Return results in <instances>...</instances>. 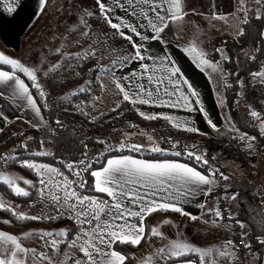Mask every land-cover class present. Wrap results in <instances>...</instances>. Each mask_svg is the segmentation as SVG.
<instances>
[{"label": "snow or ice", "instance_id": "obj_1", "mask_svg": "<svg viewBox=\"0 0 264 264\" xmlns=\"http://www.w3.org/2000/svg\"><path fill=\"white\" fill-rule=\"evenodd\" d=\"M239 2L241 7L238 11L245 13V19L242 22L247 23V9L243 7L246 0H239ZM47 3L48 0H38L39 12L43 13L45 11ZM95 3L100 17L113 30L111 37L119 36L127 41L132 49L128 54L113 60L109 66L97 63L87 69L89 72L97 73L95 79L101 81V88L105 89L107 87L102 82V77H107L114 84L115 94L121 96L122 101L133 106L140 104L169 108L183 107L195 110L192 108L189 95L185 94L181 85H187L192 97H197L199 94L192 88L187 79L183 78L181 69L168 56L157 58L147 54V50L142 43L149 39L160 40L161 34L169 27V23L183 20L186 15L182 10L183 0H111V5L106 0H95ZM255 3L264 5V0H255ZM20 4L21 0H0V6H3V10L9 15L15 13ZM116 9L123 11L125 16L116 15ZM129 9H131L130 12ZM256 12L259 19V9ZM93 16L92 11L84 9L79 17L78 24L74 25L70 31L77 32L82 37L91 38L92 30L88 18ZM127 16L133 18L139 16L146 21V25L133 23L126 18ZM214 18L225 19L223 16H215ZM144 27L150 28L153 35H144L142 31L138 30ZM237 35H243L242 28ZM133 36L138 37V41L134 40ZM72 43L78 45L79 41H72ZM99 43V39H94L92 44L74 53L62 52V49L66 46L62 44L55 49V53L61 55L63 61H75L76 64L58 63L49 69V72L63 67L75 68L82 62L96 57L97 49L93 45ZM103 46L107 49V39L103 41ZM185 51L196 55L199 61L197 66L205 65L213 71H218V62L213 63L204 59L205 53L200 51L195 44L190 45ZM216 51L220 52L221 50L217 48ZM223 59H227V57L224 56ZM252 59H255V57H252ZM129 62H138L139 71L117 76L116 69ZM3 65L10 66V70H3L0 67V86H2L0 87V100H8L20 108L27 107L43 123L41 107L38 106L29 84L21 78V75L17 74L18 72L22 73L31 82L32 88L37 90L39 97L44 99L45 91L37 82L36 69L27 67L19 59L0 52V66ZM45 75H48V73H45ZM76 75H80V73L76 72ZM250 76L254 81L264 84V68L251 73ZM92 82L91 79L87 80L85 82L87 87H79L78 92L89 91ZM169 85L172 86L171 89L168 87ZM69 95L76 96L77 91H71ZM64 98L62 97V99ZM95 99L98 100L99 97ZM196 103H200L199 100ZM119 106L118 103L116 108H119ZM92 107L94 108L95 104ZM76 109L83 115H90L84 111L82 104L76 105ZM115 110L114 108L113 111ZM135 110L145 120L164 119L175 128L179 129L182 126L180 118L162 113L148 114L140 111L139 108ZM199 111L204 114L207 123L213 129H217L213 121L208 118V113L204 108L200 107ZM249 115L259 121L260 134L264 135V119H261V114L256 110H251ZM0 118L7 120L2 111H0ZM96 118L92 117L93 120ZM56 123L59 125L61 122L57 120ZM31 126L34 128L39 127L38 124H32ZM130 126L135 127V125ZM184 130L187 132L199 131L195 127L186 126ZM28 139L31 140L32 137H28ZM148 139L151 141L152 137L148 136ZM236 139L247 141V148L252 149V141H255L256 137H250L246 133H242ZM40 143L42 146L44 142L41 141ZM97 143L103 145L107 142L98 140ZM20 147L27 148V144L23 143ZM84 148L87 149V144H84ZM125 148L134 152L142 150V146L138 144L121 143L119 145L120 150ZM112 150L111 145L105 149L109 152ZM151 151L163 152L164 149L153 146ZM50 154L47 151L36 153L39 156ZM175 154L177 156L181 155L180 152ZM187 154L197 162H202L205 165L209 163L203 155H197L192 151ZM9 160L16 161L17 158L8 154H0V161L7 163ZM18 162L22 167L36 173L40 201L49 202L56 209L57 215L43 213L39 216L27 215L24 212L16 211L3 200H0V210L10 212L17 221L67 218L72 221L73 227L72 229L62 228L55 232L27 231L20 235L0 230V264H56L47 251L38 250L36 247H27L22 243V239L30 238L38 239L42 242L43 248H51L54 252H60L61 245H66L70 252H63L64 259L59 264H69V261L71 264H126V260L129 258L128 255L117 251L114 245L136 247L142 241L151 237L168 239L158 226H153L149 232H146L145 220L153 213L171 211L187 216L191 221H197L203 215L210 214L216 218L211 221L212 224H218L219 220L224 218L219 207L207 209L206 212L201 213V216H197L186 212L181 206V201L192 195L201 186H207L203 189L204 194H211L213 186L217 184L215 179L217 174L223 180L229 179L218 169L210 170V174L205 175L197 168L176 160H148L136 158L132 155H119L107 158L100 168L92 170L91 165L87 162V151H85L81 160L66 164L72 177L69 178V175H65L59 169L48 164L28 160ZM85 173H88L92 178L91 191L102 195L85 194V190L88 188V182L83 179ZM17 180H22L23 184L31 187H37V184L32 180L0 173V181L7 185L12 193L16 196L29 197V191L21 187ZM238 196L239 193H232L227 195L226 198L235 201ZM199 207L204 208L205 206L200 204ZM259 207L264 212V199L259 201ZM228 219H233V214L230 213ZM2 222L4 224L11 223L7 219ZM204 222L208 223V221ZM161 223L167 225L173 222L164 219ZM235 223L242 230L240 233L241 244H236L234 239H229L208 246H197L185 239H169L165 246L143 258L140 264H153L154 258H158L160 261L165 259L179 260L180 264H220L221 260H227L229 264H232V261L239 259L237 253L240 248L247 250L246 255H255L251 252V242L247 240L248 231L246 229L248 225L240 220H236ZM177 235H180V233L177 232ZM255 239L260 245L264 246V236L258 235ZM191 256H195L196 260L191 259Z\"/></svg>", "mask_w": 264, "mask_h": 264}, {"label": "crops", "instance_id": "obj_2", "mask_svg": "<svg viewBox=\"0 0 264 264\" xmlns=\"http://www.w3.org/2000/svg\"><path fill=\"white\" fill-rule=\"evenodd\" d=\"M93 1L95 2V0ZM106 2L109 5H111V0H106ZM246 2L243 5V7L247 9V16L249 15L248 12L252 9H257L259 7L261 10H263L264 6L257 5L253 0H246ZM38 8H39L38 0H21V4L17 8V11L12 15H9L3 10V6H0V47L1 48L5 50H13V51H17L21 48L22 36L29 29V27L34 22H36V20L39 18L41 14ZM237 9H238L237 0H183L182 10L184 13H186L183 20L175 23H169V27L166 28L165 31L161 34L160 40L149 39L147 41L142 42L144 44L145 49L147 50V54L157 58L168 56L171 58L172 61L175 62V65L181 69L183 78L187 79V81L192 85V88L199 94L197 97H192L190 95V90L188 89L187 85H181L182 90L185 92V94L189 95V100L192 104V108L195 110H189L183 107L169 108V107L140 105V104L133 106L129 103L133 108L135 114H137L139 117L141 116L135 110L136 108H139L140 111H143L148 114L162 113L165 115H171L180 118L182 122V126L179 129L173 127L171 123H169L164 119H157L156 121L160 120V122L165 123L166 128L168 130L171 129V130L179 131L181 135L184 134L191 135L192 140L194 139V142L189 141V143L191 142V144L199 143L202 144L203 146L206 145L207 149H205V147L199 146L198 150L199 153L209 161L207 167L208 171L205 172L204 170L194 166L192 163H189L185 160L178 158L177 155L175 154L178 151H175L174 149L170 150V148L169 150L167 149L168 152L150 151L153 154L160 155L157 158L137 156V155H132V156H135L136 158L148 159V160H165V159L176 160L181 163H186L189 166L197 168V170L201 171L205 175H209L210 174L209 170L211 169H219L225 171L230 175V180H231V183H229L228 186V195H231L232 193L241 194L240 188L243 185L247 186V184H249L250 185L249 189L252 188L251 192L252 194L255 195L256 199L258 198V203H259V201L262 200L261 197L262 178L260 177L259 182H255V183L248 181L245 178L240 166L237 163L235 162L232 163L227 159H222L219 157L216 158L217 150L211 148L212 147L211 140L214 139L215 137L223 133H237L225 101V93H224L225 73L223 71V63L226 59H223V57L224 56L227 57V53L221 49V51L219 52L221 58L216 59L215 56H213L215 48L217 47V46L215 47L216 43L218 44L219 41L221 42L222 39H226V38L234 39L239 36L237 35V33L242 28L243 25L242 21L245 19V13L240 11L238 15L239 29L235 33H232L235 16L237 14ZM137 10L139 11V8ZM130 11L131 9H129V12ZM115 14L119 16H125V13L120 9H116ZM149 15H151V13H149ZM215 16H223L225 17V19H215L214 18ZM126 18L132 21L133 23L146 25V21L139 16L135 18L131 16H127ZM195 18L198 19L196 24L199 23L204 25V28L202 29L197 27L196 31L201 32V34H203L202 42H206L210 48L208 51L207 46L206 47L203 46L204 49L203 53H205L204 59H207L213 63L218 62V71L221 70L220 73H218V71H215L216 73L212 75L209 68L205 67L204 65L197 66L199 62L192 60L184 51H182L178 47V45L181 42L189 41L188 32L191 31L192 28L188 23V21L189 20L192 21ZM138 30L142 31V34L144 35H149V36L153 35L151 29L148 27H144L143 29H138ZM206 35L209 36L208 40L205 39ZM117 37L120 38L119 36ZM133 39L138 41V37L133 36ZM237 56L238 57L241 56L240 63L244 62L245 60L246 61L251 60L252 58V54H250L246 50L242 51V53ZM146 62L151 63L150 61H146ZM132 71H139L138 62H129L124 64L123 67L117 68L116 75L122 76L129 74ZM158 74H162V73H158ZM21 78L25 79V82L28 83L24 76H21ZM168 87L171 89L172 86L169 85ZM197 100H199L200 103H196ZM200 107H203L204 110L208 113V118L213 121V123L217 126L218 130L213 129L207 123L204 114L199 111ZM0 111L3 112L5 117H7V120L0 118V130H3L11 125H14L19 128H21L22 126L28 127L40 121V119L36 117L35 114L27 107L24 108L17 107L16 105L10 103L8 100H0ZM185 126L195 127L199 129V131L187 132L184 130ZM169 143L171 142L169 141ZM160 145H161L160 148L163 149V143H160ZM204 150H207V152H205ZM169 153H171L172 156L166 155ZM253 153L256 156L258 155L257 149L255 148L254 145H253ZM119 155H129V154L121 153V154L111 155L108 158ZM258 170H259V175L261 176L262 173L260 166H258ZM205 187L207 186H201L200 189L195 190V192L192 195L188 196L186 199L181 201V206L184 208L186 212H189L192 215L201 216V213L206 212L207 209L213 208L215 185L212 188L211 194H204L203 189ZM230 203L232 208L235 209V211H237V209L241 205L240 198L238 197L235 201H230ZM200 204H204L205 207L200 208L199 207ZM259 210H261L260 207ZM261 213L264 212L261 211ZM164 219H169L173 223L167 225L162 224L161 222ZM213 219L216 218L212 217L210 214L203 215L201 219L197 221H191L187 216H182L178 213H174L171 211L163 212V213L161 212L158 214L156 213L151 223L150 222L148 223L145 220L146 232H149L151 227L158 226L160 227V230L166 235V237H168V239L151 237L150 239L145 240L143 247H141L140 249H138L133 253V256L135 257V258L133 257L134 259L133 263L137 264L139 253L145 250L146 251L157 250L165 246L168 243L169 239H185L189 242L196 244L197 246H208L225 241V227L223 225V222L219 220L218 224H212L211 221ZM204 221H208V223H205ZM177 232H179L180 235H177ZM23 241L24 240L22 239V242ZM150 253H154V252H150ZM164 261L159 260V264H163ZM169 264H180V261L170 262ZM220 264H229V261L221 260Z\"/></svg>", "mask_w": 264, "mask_h": 264}, {"label": "rangeland", "instance_id": "obj_3", "mask_svg": "<svg viewBox=\"0 0 264 264\" xmlns=\"http://www.w3.org/2000/svg\"><path fill=\"white\" fill-rule=\"evenodd\" d=\"M237 8L238 9L240 8L239 0H237ZM84 9H88L89 11H92L94 13L93 17L88 18V21H89V24L91 25V30H92L91 38L82 37L79 33L70 31V29L74 25L78 24L79 17L83 13ZM238 9H237V14L235 16L232 33H235L239 29L238 15L240 11H238ZM257 9H259V14H260L262 10L259 7ZM257 9L250 10L248 14L257 15V12H256ZM197 21H198L197 18L193 19L192 21L191 20L188 21V23L190 24L192 28V30L188 32L189 41L181 42L178 45V47L182 51H184L192 60L199 62L194 53L185 51V49L188 48L192 44H195L197 48L202 52H204L203 46L204 47L207 46L208 51L210 49L206 42H202L203 34H201V32L196 31L197 27L201 29L204 28L203 24H199V23L196 24ZM31 26L29 27L30 29H28L25 32V34L22 36L21 48L19 50L17 51L5 50L0 47V52L5 53L9 57L19 59L27 67L36 69L37 82L40 83L42 89L45 91V97L44 99H41V100L44 102V104L47 107L52 106V105L59 107V112L57 116L60 121L68 118V115H70V112L68 111L73 112L74 110H76V106L74 105L75 103H72L71 101V96L69 95L70 92L74 90L78 92V88L81 86L87 87L85 82L89 79L91 80L93 79L92 80L93 82L90 85V90L88 92L92 91L91 86L94 84L93 87H94L95 93L91 97V101L85 103V105L83 106L85 112L89 113L90 116L93 117L101 113L104 114L108 110L110 111V110H113L114 108L116 109L114 111L116 114L113 113L111 114V116L108 117V119L104 123V126H102L103 129H101L99 132H97L96 130H92V133L96 137V140H95L96 142L98 140L106 141L107 142L106 144L101 145L105 149L109 145H111L113 149H116V148L119 149V145L121 143L130 144V142L132 144H138L142 146V150L140 152H134V151L129 150L128 148L127 149L125 148L126 151L130 153L147 154L145 150L151 151V148L153 146L161 147L160 143L164 144L163 149L165 152H168L169 148L173 149L172 145L176 143L174 142L175 140H173L172 144L169 143V141L171 142V138H173L171 137V135L174 133L173 130L166 129L165 123L160 122V120L158 121L145 120L144 118L139 117L137 114H135V112L133 111V108L128 102H126L127 105L123 104L124 101H122V97L115 94L114 84L111 83L109 78L102 77L103 84L107 86L105 89H102L100 86L101 81H98L95 79L97 73L87 71L89 67H92L93 65H96L97 63L104 65V66H109L113 60L117 59L118 57H122L132 51L131 46L127 42H125L123 39H120L117 36L111 37V33L113 30L108 28V26L104 23V20L99 15L98 7L93 0H48L45 12L42 14L41 18L38 19L36 23L34 22ZM81 30L83 31V29ZM105 34H107V36H105ZM66 37L67 39H65ZM208 38L209 36L206 35L205 39L208 40ZM94 39L100 40L99 44L93 45V47L97 49L96 57L90 58L89 60L82 62L80 65L76 66L75 68L63 67L59 70L49 72V69L53 68L54 65L58 63L65 64V65L67 63H71L73 65L76 64L75 61H70V62L63 61L61 55H57L55 53V49L57 47H60L62 44H64L66 46L62 49V52L74 53V52L80 51L82 48H86L89 44H92V40ZM105 39H107V49H105V47L103 46V41ZM77 40L79 41L78 45L75 43H72V41H77ZM227 40L229 39L228 38L222 39L221 42L219 41L218 44L216 43L215 47L216 46L217 47L216 48L214 47L215 51L213 53V56H215L216 59L221 58L219 55V52H217L216 49L219 48L221 50L222 42H225ZM113 49H115V51H113ZM240 57H238L237 55H236V58L234 57V63L236 65H237L236 62H239L238 59H240ZM226 60H228V56ZM241 66H242V63H241ZM241 66L237 65L234 67L240 68ZM1 67L4 70H10V66H7V65H3ZM207 68L210 69V72L212 75L216 73L210 67H207ZM226 68L229 70H232V64L228 62V65L226 66ZM223 71L225 73V80H226L228 71H226L225 68H223ZM76 72H79L80 75H76ZM220 72L221 70L218 71V73ZM45 73H48V75H45ZM17 74L24 76L22 73H19V72ZM229 76L230 75H228V80H226V82H229V80L231 79V78L229 79ZM26 80L28 79L26 78ZM28 84H30V89H31L32 86L29 80H28ZM32 89L35 91L36 96H39L37 90L34 88ZM62 97H65V98L62 99ZM96 97H99V99L98 100L95 99ZM118 103L120 104V106L119 108H116V105ZM93 104H95L94 108L92 107ZM36 124H38L39 127L34 128L32 126H28V127L22 126L21 128H19L14 125H11L3 130H0V146L3 143H5L8 139H10L11 137L20 136V134L24 133L28 129H37L39 130L38 139L32 136H25L23 137L22 142L26 143L27 147L30 148V150L38 149L39 151H41L43 149L42 146H45L46 141H48V138L50 137L51 128L49 127L48 123L46 122L44 118H43V123L39 121ZM130 125H135L134 129ZM131 127H132V131H127L128 128H131ZM164 129L167 130V134H168L167 136L164 133ZM148 136L152 137L151 141L148 139ZM28 137H32V139L29 140ZM132 140H134L135 142ZM41 141L44 142L42 146H41V143H39ZM209 145H210V142H209ZM101 146L94 144L93 147H87L86 151H87L88 161L93 159V157L90 158V156H93L98 151H100ZM186 147L187 146L184 141L183 148L187 149ZM0 154H8L10 156H13L12 155L13 150L10 148L7 151H4V153L0 152ZM217 157L222 158V159H227L230 162L234 163L223 152L217 151L216 158ZM256 157L258 159V155ZM0 173L11 175L14 177H23L24 179H28L26 175L19 172L12 165V160H9L7 163L0 161ZM260 177L264 179L263 176H260ZM0 182L3 183L2 181ZM17 183L27 191L32 190V187L30 185L23 184L22 180H17ZM230 183H231V180H230ZM244 186L245 185H243L240 188L241 194H239L238 196L240 200L243 198V195H244V191H243ZM0 200H3L6 204L11 205L12 208L15 209L16 211L24 212L27 215H37V212L39 211H43L46 215L56 213V209L47 201H44V202L39 201L38 203L31 204L28 206L26 205L20 206L13 201L9 202L6 198L5 189H0ZM5 219L9 220L8 215L2 214L0 212V230L7 231L9 233L16 234V235H20L27 231H53L55 232L59 230V229H51L48 226L24 227L20 225L18 227L10 223L4 224L2 221ZM23 240L24 241L22 243L25 246L36 247L39 250V243H38L39 240L38 239L30 238V239H23ZM150 252H156V250L154 251L145 250L139 253L137 264H140L142 259L145 258L146 256L153 254ZM133 257L134 256H132L130 264H134ZM153 264H159V259L154 258Z\"/></svg>", "mask_w": 264, "mask_h": 264}, {"label": "trees", "instance_id": "obj_4", "mask_svg": "<svg viewBox=\"0 0 264 264\" xmlns=\"http://www.w3.org/2000/svg\"><path fill=\"white\" fill-rule=\"evenodd\" d=\"M43 13L40 14L38 19L41 18ZM259 15H260L259 19L257 18V15H248L247 23H243L242 25L243 35H239L234 39H229L225 42H222L221 45H222V50H224L228 56V60H225V62L223 63V68H225L226 71H228V75H230L229 79L230 78L232 79V80L230 79L229 82H226V80H228V75H227V79L224 82L226 105L237 133H241V134L246 133L251 137H256L255 141H253V145L255 146L258 152L259 158L257 159V162H258V166L261 167V173H262L261 176L264 177V135L260 134L259 121L256 120L255 118H252L249 115L250 112L247 110V108L243 105V103L239 99L238 83H237L238 80L241 78V76L250 69L255 59H251L247 61L245 60L244 62H241L242 66L241 63L239 64L240 59H238L239 62L236 63L238 66L240 65L241 67L240 68L234 67L237 66L234 63V57L236 58V55H240L244 50L248 51L250 54H252V57L255 58L259 55L264 54V8ZM228 62L232 64V70L226 68ZM93 85L91 86L92 89L91 92L88 91L77 92L76 96H71L72 103H75L74 104L75 106L81 104L82 106H84L85 103L90 102L91 97L95 93ZM31 91L33 96H35L39 106L41 107V115L43 116V118L46 120L49 127L51 128L50 137L48 138V141H46L45 146H42L43 149L41 151H47L50 152L51 154L48 156H39L36 155L37 152H40L38 149L30 150V148L28 147L27 148L20 147V145L23 144L22 140L23 137L25 136H32L38 139L39 130L37 129H28L24 133L20 134V136L11 137L0 146L1 153H4V151H7L10 148L13 150L12 155L15 156L17 160L16 161L12 160V165L19 172L26 175L29 180H32L34 183L37 184L36 188L32 187V190L29 191L30 193L29 197H23V196H16L14 193L11 192V189L7 185L0 182V189L6 190L7 200L9 202L13 201L20 206H24V205L28 206L31 204L38 203L40 201V198L37 191L39 185H38V177L36 173L32 170L22 167L18 161L28 160L30 162L48 164L51 167H55L59 169L60 171L65 173V175H69V178H72L68 172L66 164L73 161H79L83 158V154L86 151V149L84 148V144H87V147H93L94 144L101 146L102 144L97 143L95 141L96 137L92 133V130H96L97 132H99L101 129H103L102 126H104V123L108 119V117L111 116V114L113 113L116 114L113 110L110 111L108 110L103 115L99 114L97 116H94L97 118L93 120L90 115H83L80 112H78L76 109L73 112L68 111L70 112L68 118L60 121L57 116L59 112V107L55 105L48 107L45 106L44 102L41 100L39 96H36V93L32 88ZM123 104L127 105L126 102H124ZM57 120L61 122L59 125L56 123ZM127 131H132V127L128 128ZM173 132L174 133L171 135V137H173L171 138V144L173 143V140H175L174 142L176 143L172 145V148L175 151L181 153V155L177 156L178 158L188 162L187 159V153L189 152L188 150L196 152L197 155H201L198 150L199 146L205 147V149H207L206 145L203 146L202 144L199 143L191 144V142H194V139L192 140L191 135L188 134L179 135L181 133L176 130H173ZM164 133L166 136L168 135L167 130L165 129H164ZM184 141L187 146L186 147L187 149L183 148ZM189 141L191 142L189 143ZM130 144L132 143L130 142ZM126 149L120 150L116 148L109 152V151H105V148L101 146L100 151H98L93 156H90V158L93 157V159H91L90 161L87 160V162L91 165L93 170L95 168H99L102 164H104L105 160L111 155L127 153L129 155L131 154V155L154 157V158L160 156L158 154L151 153L150 150H145L147 154H143V153L141 154V153H130L127 152ZM204 151L207 152V150ZM166 155L172 156L171 153ZM202 170H204L205 172L208 171V169H202ZM228 176L230 177L229 174ZM83 179L88 182V188L85 190V194L102 195L91 191L92 178L88 173L84 174ZM249 186L250 185L247 184V186L243 187L244 195L243 198L240 200L241 205L239 206L237 211H235V209L233 208L232 209L236 214L235 218L237 220L243 221L248 225V228L246 229L248 231L247 240L251 242L252 245L251 252L255 254V255H249V264H264V246L260 245L255 239V237H257L258 235L264 236V213H261V210H259L258 198L257 199L255 198V195L252 194L251 192L252 188L249 189ZM0 212L2 214L8 215L9 220L11 221L10 224H13L18 227L20 225L24 227L48 226L51 229H60L63 227L72 229L73 227L72 221L67 218H61L57 220L17 221L11 215L10 212L4 210H0ZM161 212L162 211L156 213L158 214ZM42 213L45 214L43 211H39L37 212L36 216H39ZM155 214L147 217L146 221L148 223L149 222L151 223ZM50 215L53 216L57 215V212ZM144 242L145 241H142L141 244L136 247H133L131 245H119V244L114 245V247L117 251H121L122 253L128 255L129 258L126 260V264H128V262L130 264L133 253L138 249H140L141 247H143ZM38 243H39V250L46 249L42 247L41 241H38ZM190 258L196 260L195 256H191ZM175 261H179V260H175ZM170 262H174V261L167 259L163 262V264H169Z\"/></svg>", "mask_w": 264, "mask_h": 264}, {"label": "built area", "instance_id": "obj_5", "mask_svg": "<svg viewBox=\"0 0 264 264\" xmlns=\"http://www.w3.org/2000/svg\"><path fill=\"white\" fill-rule=\"evenodd\" d=\"M262 68H264V54L257 56L250 69L239 79L238 96L249 112L251 110H256L261 114V119H264V84H261L258 81H254L250 76L251 73L260 71ZM239 134L241 133H223L211 140V148L223 152L231 161L237 163L242 169L243 174L248 181L254 183L259 182L260 175L258 170V162L255 154L253 153V148H247V141H240L236 139ZM187 159L197 168L207 169L208 167L202 162L195 161V159L190 157L188 154ZM219 172H222L224 175L228 176L227 172H224L222 170H219ZM215 179L217 181V184L215 185L214 190L213 208L219 207L224 217L220 221L223 222V225L225 227V241L234 239L236 244H241L240 233L242 230L235 223V213L231 207L230 200L226 198V196L228 195L230 177L228 180H223L220 178L219 174H217ZM261 197L262 199H264V179H262ZM230 213L233 214V219L231 220L228 219ZM44 251L48 252V254L56 262V264H59V262L64 259V251L70 252V250L66 248V245H61L60 252H54L51 248H46L44 249ZM246 252V249L240 248L237 253L239 259L232 261V264H249V255H246ZM69 264H71L70 261Z\"/></svg>", "mask_w": 264, "mask_h": 264}]
</instances>
